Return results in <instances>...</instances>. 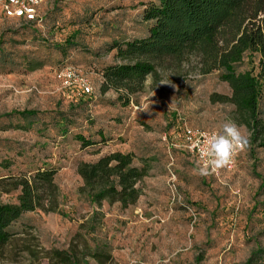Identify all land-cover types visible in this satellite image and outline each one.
Listing matches in <instances>:
<instances>
[{
  "label": "rangeland",
  "instance_id": "374dc122",
  "mask_svg": "<svg viewBox=\"0 0 264 264\" xmlns=\"http://www.w3.org/2000/svg\"><path fill=\"white\" fill-rule=\"evenodd\" d=\"M151 1L47 0L41 24L0 9V202H17L15 179L37 169H55L59 187L55 211L36 209L15 223L0 264H65L56 250L80 264H192L200 254L201 264H240L264 247V147L222 101L231 88L218 71L202 73L191 56L158 66L160 78L148 75L128 104L100 90L103 69L116 62L112 43L148 35ZM68 38L72 47L58 48ZM257 60L246 57L239 69L257 71ZM62 65L81 69L93 94L67 91L55 73ZM23 109L38 114L3 116ZM225 121L243 127L248 146L233 170L201 176L194 156L174 144L185 126L219 132ZM116 151L148 170L127 207L80 192L78 165Z\"/></svg>",
  "mask_w": 264,
  "mask_h": 264
},
{
  "label": "trees",
  "instance_id": "16d2710c",
  "mask_svg": "<svg viewBox=\"0 0 264 264\" xmlns=\"http://www.w3.org/2000/svg\"><path fill=\"white\" fill-rule=\"evenodd\" d=\"M143 19L149 23L147 36L112 43L116 62L103 69L100 90L105 93L113 89L118 100L128 104L132 96L143 91L148 75L160 78L158 66L178 65L196 56L202 73L218 71L220 79L229 84L231 95H223L222 101L235 106L238 122L251 133L250 142L264 147V0H156L146 5ZM44 21L43 16L41 21L28 23ZM73 44L68 38L57 46L63 49ZM1 45L0 39V50ZM254 56H258L257 71L239 69L246 57ZM37 114L35 109H23L3 116L28 118ZM77 172L83 180L80 192L93 203L115 199L127 207L137 202L141 194L138 182L148 170L145 165L134 164L132 153L116 151L93 162H81ZM55 175V169H37L15 179L21 189L17 202H0V249L15 235L12 227L25 213L56 210L59 187ZM260 190L264 191V180ZM55 252L65 264H80L70 252ZM202 260L200 254L192 264ZM240 264H264V247L253 249Z\"/></svg>",
  "mask_w": 264,
  "mask_h": 264
},
{
  "label": "built area",
  "instance_id": "2783aa9c",
  "mask_svg": "<svg viewBox=\"0 0 264 264\" xmlns=\"http://www.w3.org/2000/svg\"><path fill=\"white\" fill-rule=\"evenodd\" d=\"M46 1L47 0H0V9L4 17L8 19H18L26 23L41 21L43 18L41 7ZM55 73L63 87L70 93L79 92L84 95L93 94L94 88L88 76L81 69L66 65L57 69ZM212 132L213 130L185 126L180 142L174 144V146L187 151L194 156L197 163L202 164L206 159L202 156L203 149L206 147V138ZM243 149H238L233 155L231 163L222 169L227 171L233 170L237 158ZM217 172H219V170Z\"/></svg>",
  "mask_w": 264,
  "mask_h": 264
},
{
  "label": "clouds",
  "instance_id": "9594fccd",
  "mask_svg": "<svg viewBox=\"0 0 264 264\" xmlns=\"http://www.w3.org/2000/svg\"><path fill=\"white\" fill-rule=\"evenodd\" d=\"M248 143V135L241 125L233 121H225L221 125V131H213L207 136L206 147L202 152V156L206 159L202 164L198 163L197 174L209 176L226 167L231 163L235 152L246 148Z\"/></svg>",
  "mask_w": 264,
  "mask_h": 264
}]
</instances>
